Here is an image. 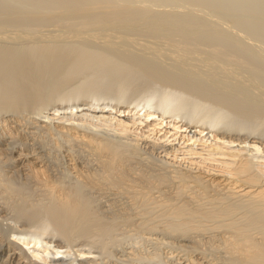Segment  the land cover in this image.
Listing matches in <instances>:
<instances>
[{"label": "bare ground", "instance_id": "1", "mask_svg": "<svg viewBox=\"0 0 264 264\" xmlns=\"http://www.w3.org/2000/svg\"><path fill=\"white\" fill-rule=\"evenodd\" d=\"M9 2L10 0L8 3ZM13 21H15V19H13ZM95 24L100 26L102 21L97 20ZM103 24L105 26V22H103ZM107 26L108 23L106 24V27ZM148 26L150 27V25ZM95 28H97V26H95ZM81 29L80 31H70L72 30L70 28V30L68 29L69 31H67V29L64 28L66 32L60 29V33L64 34H61L59 39H61V43L65 42L66 44L44 42L42 44L37 43L25 46V42L23 43L24 47L0 49V217L9 216L11 220H15V222L20 221L24 223L23 225H28L30 227L37 225L41 228V232L38 231L39 234L37 235L33 234L30 227L29 229H31L32 233L30 230L28 234L25 235L19 232L20 236H16V238H18L22 245H18L15 241H7L0 232V264H166V262H168V264H264V244L253 240V238L251 239L249 236H245L244 233H246L248 229L243 233V236L242 234L233 233L231 239L224 241V244L226 242V249L230 251V254L229 257H227L228 259H221L222 257L218 258L216 256L207 258L201 255V251L199 250L200 253L197 252L200 256L197 254L190 255L192 252L190 251L189 253V250L186 252V243L184 244L183 242L190 238L187 236L186 230L181 231L179 228L180 231L174 230L170 225V229L169 227L168 229L158 228L159 226L156 225H154L155 227L153 225L147 226L146 228L139 227L142 229L140 230L142 234H148L156 243H162L166 245L167 248H172V251L171 249L169 250L171 254L167 256L169 259L166 262L158 257L156 252L152 250L149 251V247L144 250L135 249L136 247H134L133 242L131 243V241L128 242L127 240V238L133 236V234L130 235L131 233L127 232L129 235L125 236V234H122L124 230L120 228L122 233H119L121 236L119 237L117 233L118 230H115L117 226L115 228L113 225V228H115L114 232L110 221L114 219L115 223L112 221L113 224H117L118 222L123 223V221H121L122 219H124V221L127 219L123 217H126L125 215L127 214L125 213L129 210L130 205L128 204L131 202L127 203L129 197L127 200L125 199L127 202L125 200L123 201L122 198L126 192L130 190L129 194L132 195L131 199L136 200L134 199L135 196V198L138 197V200L140 195L146 196V193H142L143 190H152L153 187L156 188L158 185L162 186L163 184L166 189L162 188L161 191L163 192H159L162 195L164 193L166 200L163 201L167 202V198L168 200L170 199V189H168L165 183L168 184L170 182H175V185L177 184L176 188L178 195L188 190L192 192L193 195L203 193L208 197L210 193H213L215 195L226 194L228 196H233V198H250L249 202H255L251 201V199L258 200L260 201L258 203L262 204L256 207L263 209L262 211L258 210L264 215V144L258 140L257 137V135L260 136L264 134L260 131L258 134V130L264 126V122L262 120V124L259 120L256 121L258 123L253 125V130L248 127L250 129V131H248L249 134L243 136L247 129L235 126L240 120L239 114L243 112L242 110H239L240 113H238L239 111L235 110L231 102L227 106L226 103H223L224 101H220V97H217L219 100L216 98V101H213L214 97L211 99L210 96L212 95L209 93L215 92L216 89H214V91L213 89L212 91H207L206 95H208L206 98L199 96L198 91L200 94L201 89H199L200 85H197L195 80L200 74L198 73L195 76L196 78L192 77V73H190V71H192L190 70L192 64L189 60L190 58L191 60L194 59L193 57H195V60L198 58V60H200L201 58L205 63L202 61L198 62L206 65L208 56L206 57L207 59L205 58L206 60H203V56L201 57L199 56L200 54L198 55L195 52L194 53L197 54V59L195 54L192 55L193 53L191 54L189 52L192 57L189 56L187 51L188 48H184L185 45L181 39V42L171 41L170 38V42L165 40L168 42L165 46L172 51V53L169 51L170 53L168 54H171V56L175 58L174 62H176L177 66L179 65L183 68L182 73L180 72V74H178L179 72L176 73L174 71V73L167 69H165L167 71L165 72L161 69L163 67L159 64L160 68L159 66H156L157 68L150 67L149 62L145 65L146 60L144 61L143 59H141V61L139 60L141 63H137L138 61L135 62L136 57L133 56L132 59H134V61L124 58L125 61L123 59L122 61L120 60L121 63H119L114 62L113 59L112 61L111 58L107 59L102 55L81 49L82 46H79V43H75L76 46L74 44L76 40H73L74 38H81L84 35L85 30L82 29L81 32ZM7 33L12 34V32L9 31ZM36 33L33 34L34 36L32 39L38 37L37 41L43 40V36H36ZM89 33L90 31L87 35ZM5 34L6 33L3 35L6 36ZM15 34L14 37L17 36V34ZM42 34L44 35V33ZM48 34L51 35V32H48ZM55 34L57 39V31ZM80 34L82 36H80ZM28 35H30L31 38L32 34ZM28 35L26 41L29 37ZM90 35L92 34L90 33ZM6 37L8 38L9 36ZM46 37H44L46 38L44 41H48L49 38H51L49 42L55 39V37ZM61 37H68L66 38V40H68L62 41L63 38ZM92 37L96 38L95 34L92 35ZM80 38L78 39L79 41L77 40L78 42H80ZM69 39L74 45H69L71 44V42H68ZM183 39H185V36ZM81 40L84 39L81 38ZM96 40L97 39H95V41ZM5 42L7 41L5 40ZM11 42L12 39L10 40V43ZM109 42L110 41H108V43ZM111 44L112 43L108 45L110 46ZM162 49L160 52H162ZM156 50L159 55L160 52H158L157 48ZM156 50L153 51L156 53ZM165 52L167 53L168 51ZM212 62H214V60ZM213 65L215 64L213 63ZM212 66L209 68H212ZM169 72L170 75L174 74L175 77L167 74ZM138 82L148 83V87L149 84L158 85L160 90L158 92V90L154 91L152 89L153 91L145 95H138L141 97H135V100L131 99V101L129 99L130 102L128 101L126 104H121L122 102H120L121 100L118 101V98L120 97L119 99H121L122 96L125 97L124 95H127V93L129 94L132 90L131 85H135L136 83L139 84ZM193 83L196 84L198 89ZM66 86H68V88L73 87V90H77V92L72 91L73 93L71 94L68 92L71 96L66 100L64 99L67 108H64V112H62L63 108L60 104L62 105L64 100H61L63 102H60V104L58 103L59 105L54 104V106L58 105L57 108L53 109L51 112L48 111L50 110L48 106L53 102L52 97L64 90L63 88H66ZM136 86L138 87V85ZM192 86L196 88L194 92L197 95L192 92ZM112 87L114 90L116 89L118 102L114 97V100L111 98L114 104L112 100H108V102L111 101L109 104L106 102L107 99L111 97V95L108 97V94ZM101 89H103V92H99ZM207 89L209 88L207 87L206 90ZM204 94L205 93L201 95L203 96ZM85 95H88L90 100L88 99V102H85L82 104L83 107H80V105L76 104V101H78V98L80 100V98ZM157 99L160 100V104H162L161 107H158L154 103ZM85 105L87 108L84 107ZM223 105H226L228 108H225ZM229 105H231V107ZM232 107H234L233 110H227H230ZM46 110L50 113H47ZM185 110H189L190 112H198L201 110L202 114L198 117L199 120H192L189 119L188 116L184 117V115H181ZM34 111L39 113L36 114L39 118L38 116L36 118L32 116L28 118L25 117V112H32L33 115ZM186 112L187 111H185V114H187ZM245 115L246 114H244L242 118H244ZM247 117L248 116H246V118ZM208 120H210L209 123L207 122ZM233 123H235L233 126L237 128H231ZM100 129L105 130L106 135L109 134L110 138L107 137L111 139L110 141L107 137L104 139L102 138L104 136L101 137L96 133V131ZM37 131L38 133L35 134ZM262 131L264 132V127ZM40 132L46 134L40 135ZM24 134H31L30 136L27 135L31 138L26 136L29 138L28 140ZM54 136L58 140L56 138L55 140L52 139ZM112 137H115L114 139L117 138L115 141L122 139V141H119L120 143H117L118 145L122 143L124 145L125 143L128 146L127 148L143 149L142 151L148 152L149 158L152 156V161L154 160L153 158H155L153 163L160 162V164L158 163L159 166H161V164L164 167L166 166V168L168 166V170L166 169V171L163 172L162 170L165 168L161 166L162 172L155 173L153 169L150 170L147 168L149 166L146 164L147 167H144L142 162L141 164H139L140 162H138V160L135 162L136 159L133 160L134 158H132V155L126 156L128 153L124 155L126 151L125 148H122V150L125 149L122 151L123 154L121 152L122 146L120 145L121 147H118L116 143H114L115 145L112 143L115 142L112 140ZM62 141H64L63 143L65 145L63 147L62 144L63 149L60 147ZM59 149L64 153L65 161H62L63 163H61L62 158H57L58 155H61V152L60 154L58 152ZM61 156L63 157V155ZM149 192H147L148 195ZM175 194L176 193H174V196ZM178 195L176 194V196ZM126 196L127 195H125V197ZM144 196L142 198H145ZM174 196L168 201H171V204H173L172 199L174 201ZM180 196L182 197V195ZM195 196L196 195H194V197ZM142 198L140 197V200ZM185 198L186 196L184 200ZM159 201L157 200L158 203ZM133 203L135 205L136 202ZM213 203H215V201ZM254 204H256V202L253 203V205ZM168 205L167 207L170 206ZM157 206L158 205H156V208ZM174 206L175 203L172 205V208ZM134 207H132V210ZM164 207L166 206H163V208ZM174 208L172 209L173 212ZM178 211L176 212L178 213ZM120 214L124 216H122V219H120V217L119 221L116 217H118V215L121 216ZM129 215L131 216V214H128V217ZM255 215L257 216V212ZM130 219L126 220L124 224H121L125 225ZM147 222H149V220ZM131 223L129 222L127 225H131ZM127 225H125V227ZM129 227L130 226H128V229ZM128 229L126 228V231ZM158 243L156 245L159 247L160 244ZM138 248H140V246ZM25 249L28 251L30 250L29 252L33 259ZM4 254L5 257L2 258ZM66 260L70 261L66 263Z\"/></svg>", "mask_w": 264, "mask_h": 264}, {"label": "rangeland", "instance_id": "2", "mask_svg": "<svg viewBox=\"0 0 264 264\" xmlns=\"http://www.w3.org/2000/svg\"><path fill=\"white\" fill-rule=\"evenodd\" d=\"M8 1L9 0H0V33L2 32L0 34V49L1 48L8 49V48H13V47L16 49V48H19L22 46L24 47L23 43H25V42H26L25 46H30V45L37 44V43L42 44L44 42H46V43H54L55 42V43L62 44L63 42L61 43V39H59V36L61 34L63 35L64 33H60V31H61L60 29L64 30V28H65V29H67V31H69L71 28L72 30H70V31H75V30L80 31V29L82 27V29L85 30V33L83 32L85 36L84 35L82 36L81 35L82 33L80 34V36H82L81 38L84 40H81V38L79 37L80 42H81L80 43V42H78L79 41L78 37H77L78 39H76V38L73 39V40H76V42H74V44L79 43L80 45L79 44L78 45L82 46L81 49L91 51L94 54L102 55V56L106 57L107 59L111 58V60L113 59L114 62H119V63H121V61L124 58L132 59V56H133V57H136L135 62L138 61L137 63H141L140 61H141V59H143L144 61L146 60L145 65L147 64V62H149L150 67L152 66L153 68H155L156 66L160 65L161 67H163L161 69H163L165 72H167L165 70V69H167L170 72L175 71L176 73L179 72L178 74H180V72L182 73L183 68L179 65L178 66L176 65V62H174L175 58H173V56H171V54L170 55L168 54L170 52L172 53V51L169 50V48L167 46H165V44L166 43L168 44V42H170V39H171V41H180V39H181V41L185 45V46L183 45L184 48L185 47L188 48V49L187 48L186 49L188 51L189 56H191L190 53L191 54L193 53L192 55L197 53L198 55L200 54L199 56H201V57L203 56L202 57V59L204 58L203 60H206L208 58V61H206L207 64H209L211 66L213 65V63L215 64V65H213L214 67L212 66V68H214V69L209 68L211 66L206 64L208 66V68H207L206 65L200 64L198 62V61H202V60H201V58H200V60H198L199 58L197 59V54H195L197 60H195V57H193L194 58V59H192L193 61L190 58L189 61L192 64L190 70H192V71H190V70L189 71H190V73H192L191 75L194 78H196L195 76L198 73L200 74V76L195 80V83L197 85H200L199 89H201L203 91V93H205L202 96L201 94H203V93L200 90L201 93L199 94V91H198V95L206 98L208 95V94L206 95L207 91L208 92L212 91V89L214 91V89H216V91H215L216 93L215 92L209 93L210 95H212V96H210L211 99L214 97L213 101H216L215 99L217 97H220V101L221 102L224 101L223 103H226L227 106L231 102V105L235 107V110H237V111L242 110L243 114L240 113V111L238 112V113H240L239 115H240L241 121L239 120L240 122L238 121V124H236L235 126H237V127L240 126V128L244 127L247 129V131L244 132L245 134L243 136H247L246 134H249L248 133V131H250L249 128H251V130H253V128H254L253 125H256V123H258L256 121L259 120L260 122H262V120H263V122H264V96H263L264 95V0H83V1L82 0H73V1L72 0H10L9 3H8ZM135 18L136 19L138 18V19L136 20ZM13 19H15V21H13ZM17 19H18V22H17ZM97 20L102 21V24H100V26L103 25L102 27L95 24V22H97ZM59 22H60V24H59ZM103 22H105V26H104ZM107 23H108V26H107L108 28L106 27ZM148 25H150V27ZM95 26H97V28H95ZM152 28H154V29H152ZM156 28H158V29H156ZM25 29L27 30V33H26ZM82 29H81V32H82ZM29 30H30V32H29ZM55 30L57 31V36H58L57 39H56V34H55L56 31ZM153 30H154V32H153ZM8 31L12 32V34L7 33ZM89 31L92 35L95 34L96 38L92 37V35H90V33L87 35V33ZM15 32H16L17 36L14 37ZM34 32L35 33L39 32L38 34L36 33V36H39V37L43 36L42 37L43 40L41 39V40L37 41L38 37H36V36H35L36 38L32 39V37L34 36L33 34H35ZM48 32H51V35L53 34L55 36H53V35L51 36L50 34H48ZM4 33H6L5 35L9 36V37L7 38L6 36H4L3 35ZM25 33H26V35H25ZM42 33H44V35ZM119 33L121 36L119 35ZM28 34H32L31 38H30V35H28ZM27 35L29 37L27 38V41H26ZM123 35H124V37H123ZM187 35H188V37H187ZM22 36H24L25 39ZM46 36L55 37V39L53 38L54 40H51L50 42H49V40L51 38H49L48 41H46V40L44 41V39L48 38ZM88 36H91V37H88ZM184 36H185V39H183ZM13 37H14V39H13ZM17 37L19 40L17 39ZM44 37H46V38H44ZM86 37H87V40H86ZM128 37H129V39H128ZM61 38H63V37H61ZM64 38H65V40H64ZM64 38L62 41L68 40V39L66 40V38H68V37H64ZM11 39H12V42L10 43ZM58 39H59V41H58ZM95 39H97L98 41L97 40L95 41ZM5 40L7 42H5ZM31 40H33V41H31ZM165 40L168 42H166ZM29 41H30V43H29ZM108 41H110V42L108 43ZM27 42H28V45H27ZM68 42H71L70 39ZM110 43H112L114 45V46L112 44H111L112 46L110 45L112 49L108 45ZM21 44H23V45H21ZM74 44H73V42H71V44H69V45H74ZM159 47L163 48V49L161 48L162 52H160L161 49ZM202 47H203V49H202ZM156 48L158 49V52H160L159 55L157 53ZM159 49H160V51H159ZM153 50H156L157 54ZM165 51H168V52L166 53ZM162 53H166V54H162ZM0 54H1V52H0ZM147 54H149V55H147ZM174 56H175V54H174ZM165 59H166V61H165ZM132 60L134 61V59H132ZM213 60H214V62H212ZM124 61H125V59H124ZM210 61H211V63H210ZM202 62H204V61H202ZM150 63H151V65H150ZM153 65H155V66H153ZM160 66H159V68H160ZM168 66L170 69L168 68ZM205 67H206V69H205ZM223 68H224V70H223ZM227 71H229V72H227ZM170 72L167 74L170 75ZM170 76L175 77L174 74L170 75ZM219 81H220V83H219ZM195 83H193V84L196 87ZM136 85H138V87ZM131 86H132V88H131L132 90L130 89L131 90L130 93L129 94L127 93V95H124L125 97L122 96L123 98L121 97V99H119L120 97L119 98L117 97L116 89L114 90V88L112 87V89L109 90L110 92L108 94V97H109V95H111V97H109L110 99L109 98L107 99L106 103L111 102V101L108 102V100H112L111 98H113V100L116 98V101L118 98V101L121 100L120 101V102H122L121 104H126L129 101V99L135 100L136 98L141 97L138 95H141V94L145 95L146 93H149L150 91H153V90L154 91L158 90V92H159V90H160V87L158 85L149 84V87H151V88H149L148 83H139V84L136 83L135 85L133 84ZM134 86H136V87L133 88ZM158 87H159V89H158ZM207 87L209 89L206 90ZM196 88H194L192 86V89H193L192 92L193 93H195L194 90ZM63 89L64 90H62L57 95L52 97L53 102H51V104L48 106V108L50 109V110L47 109L48 111L51 112L53 109L57 108L58 105L60 104V102L61 103L63 102L61 100H64V99L66 100L67 98H69L71 96L70 94L73 93L72 91L77 92V90H73L74 89L73 87L68 88V86H66V88H63ZM68 92H70V94ZM99 92H103V89H101V91H99ZM212 93L213 94L215 93V94L213 95ZM5 94H8V93H5ZM98 94H100V93H98ZM88 99L90 100V98H88V95L87 96L85 95L84 97L80 98V100L78 98V101H76L77 102L76 104L80 105V107L81 106L83 107L82 104H84L85 102H88ZM208 99L211 100L210 98H208ZM65 100H64L62 105L60 104V106H62V108H63L62 112H64V108H67L66 107L67 104L65 103ZM113 100H112V103L114 104ZM157 100L154 101V103L158 107H161L162 104H160L161 103L160 100H158V101ZM217 100H219V98H217ZM71 102H73V101H71ZM54 104H58V105L54 106ZM231 105H229V106L231 107ZM223 106H225V108L227 107L226 105H223ZM84 107L87 108L86 105ZM234 107L230 108V110L229 109H227V110L231 111V109L233 110ZM237 108H240V109H237ZM47 110H46V112L50 113ZM185 111H187L186 112L187 114H185ZM185 111L181 115L182 116L184 115V117L188 116V118L192 119V120H199L198 117H200L201 116L200 114H202L201 110H199L200 112L199 111L198 112L197 111L190 112L189 110H185ZM25 114H26L25 115L26 118H28L30 116L36 118L38 116L36 114H39V113H36V111H34L33 115H32V112L31 113L25 112ZM244 114H246L244 116V118L248 119V120H245L244 118H242ZM250 115H252V116H250ZM246 116H248V117L246 118ZM38 118H39V116H38ZM241 118L244 120H242ZM209 121L210 120H208L207 122L209 123ZM263 122H262V124H263ZM234 124L235 123H233L231 125V128L233 127V129L237 128V127L233 126ZM241 125H243V126H241ZM263 127H261L258 130V134H259V131L264 133L262 131ZM85 129H86V127H85ZM102 131H104V132H102ZM37 133H38V131L35 134H37ZM40 133H39L40 135L46 134L44 132H43V134H42V132H40ZM96 133H98V135L101 137L104 136V137H102L104 139L107 136L110 138L109 134L106 135L105 130L100 129V130L96 131ZM24 135L26 137L27 135L30 136L31 134H24ZM29 136H27V137H29ZM260 136L257 135L258 140H260L264 144V134H262ZM29 138H31V137H29ZM29 138H27V139L29 140ZM55 138L56 137L54 136V138H52V139L55 140ZM109 138H108V140L110 141L111 139H109ZM112 138H113L112 140H114V141L117 139V138L114 139L115 137H112ZM120 140L122 141V139H120ZM120 140L118 139L117 141L112 142V143L117 144ZM63 142L64 141H62L61 146H60L62 149L65 146ZM62 144H63V147H62ZM120 145H118V147H121V152L126 149V151L124 152L125 154L122 152L124 155H126V153H128L126 156L132 155V158H134L133 160L136 159L135 162H137V160H138V162H140L139 164H141V162H142V165H144V167L149 166L147 168H149L150 170L153 169L155 173L156 172H162V171L164 172V171H166V169L168 170V166L166 168V166L164 167L161 164V166H163L165 168L164 170L161 171V166H159L160 162L157 161L159 164L156 162L153 163L155 158H153L154 160L152 161L151 160L152 156H151V158H149L148 152L142 151L143 149L139 150V149H134L132 147L127 148L128 146L125 143H124L125 146L123 145V143ZM122 148H125V149L122 150ZM58 152L60 154L61 149H59ZM61 155H63V157ZM61 155H58L57 158L58 159L62 158L61 163H63L65 161L64 160L65 159L64 153L61 152ZM150 162H152V163H150ZM165 184L168 186V189H170L169 190V192H170L169 198L170 199H171V197L173 198L174 193H176L178 195L177 188H176L177 184L175 185V182H172V183L170 182V183H168L169 185L167 183H165ZM157 187L156 188L153 187L152 190L150 189L151 191L146 190L147 192L150 191L149 195L147 194V192L145 190H143L142 193H144V194L146 193L145 194L146 196L143 195L145 198H142L143 196H141L139 194L140 196H139L138 200H137V198H138L137 196H136L137 198H135V196H134V199H136V200L131 199L132 195L129 194L130 190L128 192L123 190L124 192H126L125 194L123 192L124 197H125V195H127L125 198L124 197L122 198L123 201L125 199L127 200L129 197L128 202L126 200L125 201L127 203L131 202L128 204V205H130L131 211L129 208V210L126 211L127 213H125V214H127V215H125L126 217H123V218H125V219L127 218L126 220H128L132 217L130 219V221L126 222L125 225H127V223H129V222L130 223L132 222V223H131V225L128 224L126 227H125V225H122L126 221V220L124 221V219H122V216H124L123 214L122 215L120 214L121 216L118 215V217H116L117 219H119L121 217L120 219H122L121 221H123V223L122 222L119 223L116 220L118 222L117 223L118 225H117V224H113L114 219H112L113 222L110 221V223H112V228H113V225L115 228H116V226L118 228L119 225L120 226L122 225L121 227L119 226L118 229L113 228V230L114 229L116 231L118 230L117 231L118 234L120 232L122 233V231H121L122 229L125 231V232L123 231V233H122V234H125V236L129 235L128 233H131L130 235L133 234V236H131V237L128 236L129 238H127V240H128V242H130V241H131V243L133 242L134 247H136L135 249L144 250V249L149 247L148 248L149 251L152 250V251L156 252L158 254V257H160L162 260H165V262L169 259L167 256H170L171 253H169V252L172 251V248H170V247L167 248L166 245L157 242L158 244H160L158 247V245H156L157 244L156 241L151 239L148 234H146V233L142 234L140 232V230H142V229H140L139 227L146 228L147 226H152V225L153 226L154 225L159 226L158 228H162V229L163 228L168 229V227L170 225V227H173L174 230H179V229L181 231L186 230V233L188 234L187 236L190 237L187 239V241L183 242L184 244L186 243L185 245H186V247H188V248L185 247L186 252L189 250L188 251L189 253H190V251L192 252L190 255H196L197 254L200 256L199 251H201V255H204L207 258H213L216 256L218 258L222 257L221 259H226L227 257H229L230 251L228 249H226L227 248L225 246L226 242L224 244V241L231 239L233 233H236L239 235L242 234V236H243V233L246 232L247 229H248L247 232L244 233L245 236H249L251 239L253 238V240H255L261 244L262 243L264 244V236H262V235H264V215L261 212L263 209H259V207L258 208L256 207L258 205L261 206L260 204H262V203H258L260 201H258V200L256 201V200L251 199V201L256 202V204L253 205V203H255V202H249L250 198L249 199L243 198V197L240 198V197H235V196H234L235 198H233V196H230V195L229 196L226 194L225 195L224 194L223 195H221V194L215 195L213 193H210V196H208V197L206 194H203V193L194 194L196 196L202 195L201 197L197 196V199H196V196L194 197L193 193L187 190V191H184V193L180 194V195H182V197L180 195L176 196V194H175L176 198L177 197L178 198L176 199L174 196V201L172 199L173 204L175 203V206H174L175 208L173 207L174 208V212H173L172 211V209H173L172 205L173 204H171V201L168 202L170 199L168 200V198L166 197L167 202H168L167 203V202L163 201V200H166L164 193H163L164 197L162 194H160V192H163V191H161L162 188L166 189L165 185H163V184H162V186L160 185L159 187H161V188H159V187L157 188ZM156 195H157V197H156ZM185 196H186V198L184 200ZM190 196H191V198H190ZM140 197L142 198L141 200H140ZM160 197H161V199H160ZM147 198L149 199V201ZM199 199H201V200H199ZM131 200H133V201H131ZM157 200L158 201L160 200L159 203L157 202ZM242 200H243V203L245 202L244 204L242 203ZM214 201H215V203H213ZM133 202H136L138 204L135 203V205H134ZM160 203H162V204H160ZM249 203H250V205L252 204L251 207H250ZM156 205H158L159 207L157 206V208H156ZM162 205L166 206V207L163 208ZM167 205L169 207H167ZM134 206H136V207H134ZM132 207H134L133 210H132ZM170 208H172V209H170ZM261 208H263V207H261ZM168 209H170L171 211ZM256 209L257 210L259 209L261 211H259V210L257 211ZM175 210L176 211L179 210L180 211V212L178 211L179 214ZM166 211H168V212H166ZM128 212H130V213H128ZM256 212H257V216L255 215ZM136 213H137V215H136ZM147 213H148V215H147ZM128 214H131V216L129 215L130 218L128 217ZM139 216H141V217H139ZM142 216H144V217H142ZM178 217H180V218H178ZM1 218L2 217H0V232H1V234H3V237H5L7 239V241H11V242L15 241L18 245H22V243L19 242L18 238H16V236L17 237L20 236L19 235L20 233H22V234L24 233L23 235L28 234L29 230L31 232V229H32L33 234H35V235H37V234H39V232H41V228H39L37 225L34 226L32 224L33 227H30L28 225H23L24 223H22L20 221L15 222V220H11V218L9 216L3 217L2 219ZM120 219H119V221H120ZM148 220H149V222H147ZM247 220H249V221H247ZM19 225H21V226H19ZM136 225H138V226H136ZM143 225H146V226H143ZM177 225H178V227H177ZM262 225H263V227H262ZM128 226H130L129 229H128ZM221 226H222V228H221ZM29 227L31 229H29ZM170 227H169V229H170ZM175 227H177V228H175ZM120 228H121V230H120ZM126 228L128 229L127 231H126ZM23 229H24V232H23ZM34 229H35V231H34ZM132 229H133V231H132ZM240 229H242V230H240ZM21 230H22V232H21ZM115 230H114V232H115ZM36 231L37 232L39 231V232L37 233ZM139 232H140V234H139ZM31 233H29V234H31ZM120 234H119V237H121ZM150 239H151V241H150ZM189 240H190V242H189ZM197 241H199V242H197ZM154 243H156V244H154ZM139 246H140V248H138ZM161 246H163V247H161ZM170 249H171V251H169ZM216 249H218L219 251ZM25 251L32 257V255L29 252L30 250L28 251L25 249ZM195 252H197V253H195ZM203 252H204V254H203ZM4 257H5V254L2 258H4ZM65 258H67V257H65ZM32 259H33V257H32ZM68 261H70V260H66L65 262L67 263ZM166 264H168V262H166ZM252 264H259V263H252Z\"/></svg>", "mask_w": 264, "mask_h": 264}]
</instances>
